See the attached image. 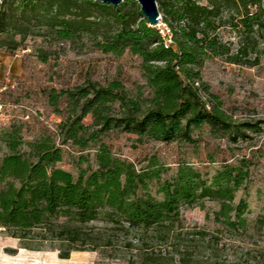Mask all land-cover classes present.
<instances>
[{"label": "trees", "instance_id": "trees-1", "mask_svg": "<svg viewBox=\"0 0 264 264\" xmlns=\"http://www.w3.org/2000/svg\"><path fill=\"white\" fill-rule=\"evenodd\" d=\"M155 1L160 20L170 31V43L148 25L133 0L117 6L59 0L62 6L83 3L95 17L94 21L85 17L53 20L50 30L54 36L69 40L79 31L90 30L97 50L114 55L128 50L140 59L148 94L138 92L132 97L118 80L105 85L90 82L88 87L61 92L79 108L74 117L59 124L63 142L69 140L81 150L90 148V141L97 144L96 168L80 169L75 178L57 165L61 148L50 136L29 142L31 157H27L4 134L9 151L0 159V228L16 238L20 248L57 250L58 258L67 259L73 251L109 247L114 234L136 237L126 241L128 247L132 241L143 243L144 236L151 234L152 240L170 243V249L143 250L141 264H190L202 258L175 243L182 236L176 233L183 228L180 207L197 204L202 208L204 199L218 205L213 212L216 223L228 230L245 228L246 203L242 199L234 203L235 193L248 175L244 158L223 163L211 175L187 162L179 163L170 178L162 179L167 168L156 160L137 169L98 139L113 128L134 133L140 141L159 142L190 143L192 131L202 126L231 133L216 96L208 94L211 105L207 106L198 95L203 86L200 67L213 56L230 64L258 63L264 0ZM102 25L107 27L97 32ZM9 26L10 20L0 9V33ZM227 27L238 37L233 50L219 37V30ZM86 115L91 117L90 124L82 121ZM152 185L155 195L150 192ZM258 223L264 225V207ZM196 234L208 245L203 230ZM211 250L213 254L215 246ZM203 257L225 264L216 254ZM258 259L259 264L263 258Z\"/></svg>", "mask_w": 264, "mask_h": 264}, {"label": "rangeland", "instance_id": "rangeland-1", "mask_svg": "<svg viewBox=\"0 0 264 264\" xmlns=\"http://www.w3.org/2000/svg\"><path fill=\"white\" fill-rule=\"evenodd\" d=\"M0 9L10 20V26L0 33V159L9 151L4 134H9L17 150L27 157H31L29 142L50 136L61 148L57 165L74 178L80 169H95L94 141L89 142L90 148L81 150L69 140L63 142L59 134V124L79 112L61 92L88 87L90 82L105 85L118 80L128 95L142 92L147 96L140 59L128 50L120 55L97 50L90 30L79 31L69 40L57 39L50 30L53 20L85 17L94 21L95 12L83 3L62 6L59 0H0ZM105 27H97V32ZM219 37L230 50L238 43L229 27L221 28ZM258 39L261 53L256 65L230 64L213 56L200 67L203 86H199L198 95L207 106L211 105L208 94L216 96L231 125L230 134L202 126L192 131L190 143L159 142L140 141L134 133L113 128L98 138L114 155L132 162L137 169L156 160L167 168L162 179L170 178L183 162L211 175L223 163L246 160L248 175L234 197V203L239 199L246 203L244 229L228 230L216 223L213 212L218 205L214 201L204 199L202 208L197 204L180 207L183 228L176 233L182 236L176 237L175 243L202 258L190 264H215L213 254L225 264H258L260 257L259 264H264V225L258 223L264 207V36ZM52 96H56L53 101ZM82 121L90 124V115ZM150 192L155 195L153 185ZM196 230L205 232L208 245L198 239ZM150 235L144 236L143 243L132 241L128 247L126 241L136 237L114 234L109 247L73 251L67 259H60L57 250L20 248L18 240L0 228V264H141L143 250L170 249V243L152 240ZM208 254L211 259L205 260L203 256Z\"/></svg>", "mask_w": 264, "mask_h": 264}, {"label": "water", "instance_id": "water-1", "mask_svg": "<svg viewBox=\"0 0 264 264\" xmlns=\"http://www.w3.org/2000/svg\"><path fill=\"white\" fill-rule=\"evenodd\" d=\"M93 2H99L103 4H108L111 6H117L119 3L126 0H89ZM137 3L139 7V12L142 17L147 21L150 27H155L160 21V16L157 10L155 0H133Z\"/></svg>", "mask_w": 264, "mask_h": 264}, {"label": "built area", "instance_id": "built-area-1", "mask_svg": "<svg viewBox=\"0 0 264 264\" xmlns=\"http://www.w3.org/2000/svg\"><path fill=\"white\" fill-rule=\"evenodd\" d=\"M155 28L165 43L171 42L170 31L168 27L164 23L161 22V20L156 24Z\"/></svg>", "mask_w": 264, "mask_h": 264}]
</instances>
